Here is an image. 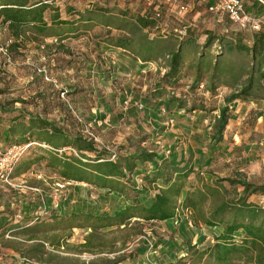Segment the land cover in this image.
<instances>
[{
    "label": "rangeland",
    "instance_id": "obj_1",
    "mask_svg": "<svg viewBox=\"0 0 264 264\" xmlns=\"http://www.w3.org/2000/svg\"><path fill=\"white\" fill-rule=\"evenodd\" d=\"M109 5L104 14L99 15L104 21L114 22L108 29L91 26L85 30L76 25L74 33L49 36L34 43L15 40L16 45L0 51V140H4L3 132L13 120L20 118L17 124L28 128V120L33 118L51 124L68 137L78 136L92 142L95 150L105 154L123 157L146 151L182 159L193 168L187 186L196 185L197 175L205 179L245 181L254 186L264 183V167H257L258 175L251 169L264 155V144H259L254 136L261 135L259 131L264 120L261 123L249 121L244 126L237 118L241 111L240 100L228 103L230 91L219 87L209 92L208 82L202 87L190 88V72L186 68L183 69L185 76L175 89L168 91L166 88V93L159 96L154 90L166 71V58L142 63L136 52L143 44L138 38L146 33L136 29L131 18L138 9H126L125 5L113 1ZM65 9L60 7L61 19L67 20ZM249 10L264 19L263 8ZM163 27L168 33L177 30L176 34H184L188 29L187 36H192L193 44L199 45L205 42L208 32L222 37L225 28L232 30L229 23L216 26L204 9L192 11L178 20L169 16L163 20ZM55 28L54 32L61 34L69 27ZM242 34L249 42L253 32ZM9 37L0 25V44L4 45ZM123 39L136 51L117 47ZM184 58L186 65L192 59L191 54H185ZM262 84L260 86H264V80ZM170 97L177 101L168 107L164 101ZM250 101L264 110L263 97L250 98ZM135 104H141L142 110ZM179 105L182 106L180 110ZM224 107L228 108L231 120L219 139L214 126L219 110ZM251 135L253 138L246 140ZM46 136L48 133L41 135L42 138ZM36 137L35 134L32 143L27 144L14 142L17 137L5 142L28 147L12 173L14 179L11 175L9 185L0 183V222L8 225L0 229V264H42L36 262L37 256L28 253L42 242V237L29 240L21 234V228L53 222L54 216L65 214L67 210L109 213L125 206L131 194L130 189L124 194H113L98 190L94 185L62 178L58 169L49 164L52 157L79 159V154L71 146L46 149L37 143ZM242 140L252 144H242ZM86 156L93 159L94 154ZM143 166L151 172L148 164ZM223 184L231 192L230 199L242 192L240 185L232 189L227 183ZM145 185L140 177H130L129 184L123 186L141 190ZM248 201L264 205V200L260 203L256 195H250ZM20 202H23L21 213ZM175 219L140 222L141 234L137 235H133L131 229L138 227L134 220L120 231L102 230L98 233L101 237L93 241L102 246L93 250H77L85 231H57L55 235L60 238L70 236V246L63 253L44 243L43 257L50 258L53 264H110L124 256L134 257L128 264H141L142 257L148 260L144 264H188L193 250H205L220 233L219 229L197 225L191 214ZM122 241L126 243L121 244ZM99 251L103 255L95 256ZM106 254H114V259H107Z\"/></svg>",
    "mask_w": 264,
    "mask_h": 264
},
{
    "label": "trees",
    "instance_id": "obj_2",
    "mask_svg": "<svg viewBox=\"0 0 264 264\" xmlns=\"http://www.w3.org/2000/svg\"><path fill=\"white\" fill-rule=\"evenodd\" d=\"M68 1L47 0L33 3L31 0H0V25L8 32L9 39H13L8 47L16 45L15 40L20 43H34L39 39L45 40L49 36L71 34L74 33L76 25L82 26L85 30L91 26L108 29L114 22L104 21L103 16L99 15L104 14L110 2L121 3L126 6V9L131 8L129 4L121 0H102L98 4H88L87 9L82 12L63 5L66 8L63 13L67 18L64 20L61 19L59 5ZM249 8L259 11L260 8L264 9V6L256 1L245 3V12L248 15L263 18L255 15L256 13ZM137 9L136 14L131 16L133 25L140 32L145 31L146 34H141L138 38V41L143 44L139 46L141 50L137 49L136 56L140 57L141 62L145 64L150 60L166 58L164 67L166 71L154 90L159 96L166 93V88H169L168 91L175 89L178 82L185 76L183 69L186 68V71L190 72V88L192 89L202 87L203 83L208 82L206 87L209 92L219 87L230 91L227 97L228 103L259 97H263L264 101V95L261 94L264 92V86H260L264 80V26L260 31L253 32L249 42L242 34L247 31H238L231 27V31L227 28L223 30L222 37H217L210 32L206 33L205 42L199 45L193 44L192 36H187L188 29L184 31V34L180 31L178 33L181 34H176L177 30L173 29L168 33L163 27V20L169 17L165 12L157 18L151 11L143 12L141 8ZM66 25L69 28H64L61 34L54 32L55 27ZM151 35L153 37H150ZM126 42L128 43L125 39L119 41L117 47L131 48ZM131 51L136 50L131 48ZM185 54H191L192 57L187 65ZM173 101L177 100L170 97L164 102L169 107ZM178 109H182V106L179 105ZM227 113L228 108L224 107L216 116L214 127L219 139L231 120ZM19 120L20 118L13 120L9 128L4 130V140L0 142L11 145L5 142L17 137L14 140L16 143H32L30 141L36 134L37 143L45 144L46 149L71 146L79 154V159L52 157L49 163L51 167L58 169L62 178L85 185H94L98 190L101 189L107 193L124 194L128 189L131 193L126 199L128 202L125 206L109 213L67 210L65 214L54 216L53 222L21 228V234L29 240H38V237L43 239L28 252L33 254V257L37 256L36 262L53 264L50 258L43 257L44 243H48L51 247H58L60 239L55 235L57 231L72 232L73 229H89L90 232L84 244L76 247L77 250L78 248L93 250L102 246V244L93 243L101 237L98 233L102 230L120 231L134 220L138 227L131 226V229L134 232L133 235H137L141 234L140 222L172 221L179 215L183 217L189 212L197 225L219 229L220 233L215 236V242L205 250H193L192 260L188 264H264V205L248 201L250 195H264V184L254 186L245 181L226 178L205 179L197 175L196 185L187 186V179L193 173V168L191 163H185L182 159L177 160L174 156L142 151L123 157L115 155V160H112V154L98 152L92 142L78 136L68 137L51 124L30 118L28 120L30 126L26 128L17 124ZM44 133H48V136L42 138L41 135ZM92 153L93 159L86 156ZM146 164L152 169L150 173L143 166ZM130 177H140L146 185L141 190L132 188L133 186L125 188L123 185L129 184ZM223 183H227L232 189L240 185L242 192L237 198L230 199L231 192ZM151 190L155 191L154 194ZM80 219L82 220L77 222ZM125 243L126 241H122L121 244ZM187 246L188 249H193L190 243H187ZM117 262L113 260L112 264Z\"/></svg>",
    "mask_w": 264,
    "mask_h": 264
},
{
    "label": "built area",
    "instance_id": "obj_3",
    "mask_svg": "<svg viewBox=\"0 0 264 264\" xmlns=\"http://www.w3.org/2000/svg\"><path fill=\"white\" fill-rule=\"evenodd\" d=\"M102 0H89V4H98ZM131 7L141 8L143 12L151 11L155 17L165 12L175 19L184 18L187 14L201 6L205 7V14L218 27L227 23L238 31L257 32L264 26L263 18H256L245 12V3L256 1L264 6V0H121ZM183 30L185 28L183 27ZM11 39H6L4 45L0 44V51L5 52ZM142 110L141 104H135ZM28 145H5L0 142V183L9 185L11 175ZM168 154V153H167ZM115 158L112 154L111 159ZM190 214L189 212L185 213ZM184 215V216H185ZM187 219V218H186ZM176 220V219H175ZM188 220V219H187Z\"/></svg>",
    "mask_w": 264,
    "mask_h": 264
},
{
    "label": "crops",
    "instance_id": "obj_4",
    "mask_svg": "<svg viewBox=\"0 0 264 264\" xmlns=\"http://www.w3.org/2000/svg\"><path fill=\"white\" fill-rule=\"evenodd\" d=\"M31 1H33V3H39V2H44V1H47V0H31ZM88 4H89V0H69L67 3L60 4L59 6L62 7L63 5H65V6H67V8H72L75 11H81L82 12V11H85V9H87ZM202 9H204V12H205V7L204 6H201L199 8H196L194 11L195 12L196 11H201ZM235 102L236 101H234L232 103H235ZM239 104H240V107H241V111H240V115L237 116V118H239L240 120L243 121L242 124H244V126H247V124L249 123V121H252V122H255L256 123L257 121L260 122V121L264 120V110L261 108V106L254 105V103H252L250 100H247V101L246 100H242V101H240ZM260 129L261 130L259 132L261 133V135L260 136H257L255 134L254 136L257 138V142H259V144H264V123L261 124V128ZM252 138H253V136L251 135V137L250 138H246V140H250ZM242 144L248 145V144H252V143H246L244 140H242ZM43 146L44 147H47L45 144ZM257 162L259 164H255L253 167H251L252 171H254V173L256 175H258V173H257V167H259V166H263L264 167V155ZM12 178L14 179V175L12 176ZM247 180H249V176H247ZM263 180H264V178H263ZM263 184H264L263 182L262 183H259L258 186L263 185ZM256 196H257L258 199H260V203H262L261 201L264 200V195H256ZM20 205L21 206H20L19 213L22 212L23 202H20ZM260 205L263 206V204H260ZM0 223H2V222H0ZM36 223H40V222H36ZM29 226H31V225H29ZM6 227H8V225L5 224V223H2L0 225V229H4ZM25 227H28V226H25ZM74 230L85 231L83 233L82 240L78 242V245L79 244H84V242L86 240V237H87L86 235H88L89 232H90L89 229H73L72 231H74ZM67 233H68V231H67ZM84 236H86V237L84 238ZM59 239H60L59 242H58L59 246L58 247H51V248L53 250H54V248L61 249V250H63V253H64V250L67 249L70 246V243H71L70 242V238L67 237V236L66 237L65 236H62V238L59 237ZM114 254H106L109 257L107 259L113 260L114 259L113 258V255ZM99 255H103V254H101L100 251H99V252L96 253L95 256H99ZM177 259H180V257L179 258L177 257ZM116 261H118L116 264H128V261L129 262L130 261L131 262L134 261V257L132 256L131 258H128L127 256H124L122 259H116ZM144 261H148L146 257H142L141 258V261H140L141 264H144ZM110 264H112V263H110Z\"/></svg>",
    "mask_w": 264,
    "mask_h": 264
}]
</instances>
